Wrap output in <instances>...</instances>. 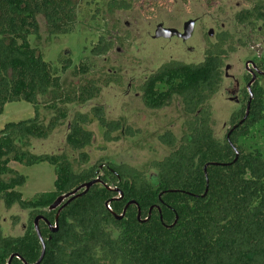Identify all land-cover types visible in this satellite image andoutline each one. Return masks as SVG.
<instances>
[{
    "label": "trees",
    "instance_id": "trees-1",
    "mask_svg": "<svg viewBox=\"0 0 264 264\" xmlns=\"http://www.w3.org/2000/svg\"><path fill=\"white\" fill-rule=\"evenodd\" d=\"M245 1L251 7L235 15L236 24L261 27L264 34V0ZM107 7L111 13L130 9L129 3L118 0H110ZM77 15V0H0V115L12 102H26L35 111L33 118L8 123L0 130V201L7 210L18 206L29 212L22 236L5 237L0 224V264H7L13 255L18 257L10 264L39 260L42 245L32 230L38 216L45 219L39 224L45 243L40 264H264V157L258 147L245 151L240 144L263 119V95L256 90L250 118L229 140L215 137L209 104L223 84L225 60L236 50L233 36L218 35L198 64H163L139 87L147 110L160 111L178 98L188 117L180 139L171 131L158 136L171 152L151 162L149 169L155 174L148 177L126 164L89 166L85 152L93 144L94 134L87 129L93 122L106 143L135 138L140 130L124 120H109L103 106L75 112L69 120L68 106L86 105L112 84L122 87V77L107 74L65 87L61 74L72 69L74 76H87L91 62L82 59L73 67L68 57L58 69L30 44V37L40 33L38 16L44 17L48 35L55 37L74 34ZM113 48L114 42L101 36L91 55L104 57ZM39 97L47 99L45 109L52 114L47 125L41 118ZM67 121L65 145L78 155L77 170L67 155H36L24 148L27 140H48ZM236 123L233 117L231 124ZM11 163L49 164L56 177L54 191L24 200L19 189L26 178ZM99 168L101 183L65 207L57 232H51L48 224L55 226L57 210L48 208L59 196L95 180ZM108 187L120 191L123 198L114 200L119 195ZM129 202L137 205L129 206L118 220ZM176 217L177 223L168 228Z\"/></svg>",
    "mask_w": 264,
    "mask_h": 264
},
{
    "label": "rangeland",
    "instance_id": "rangeland-1",
    "mask_svg": "<svg viewBox=\"0 0 264 264\" xmlns=\"http://www.w3.org/2000/svg\"><path fill=\"white\" fill-rule=\"evenodd\" d=\"M109 1L77 0V27L72 35L50 37L44 17L38 16L40 33L38 37H30V44L42 54L45 61L58 69L61 67V60L68 57L72 59L73 67H78L82 59L91 62L92 69L87 76H74L72 69L61 74L65 87L83 85L87 79H101L107 74L122 77V87L112 84L102 90L98 99L86 105L68 106L69 120L71 121L75 112L88 113L95 106H103L109 120H124L127 125L140 130L141 133L135 138L106 143L102 138L103 131L93 122L87 127L94 134L93 144L85 152L90 156L89 166H99L100 162L126 164L145 171L150 177L155 174V171L149 169L151 162L162 160L171 152L160 144L158 136L171 131L180 139L186 132L188 117L178 98H174L170 106L160 111L147 110L141 101L139 87L152 73L170 61L187 64L202 62L208 44H216L221 33L232 35L236 50L225 60L228 70L224 67L223 71L227 77H223L220 91L209 101L215 121L214 135L217 139L224 140L231 115L239 110L230 100L233 97L231 93L236 82H239L240 87L245 86V64L256 54L251 48L252 43L257 42L254 40L255 36L235 22V15L249 9L251 5L245 0H118L129 3L130 9L111 13L107 7ZM190 20H195L196 24L189 40L154 38L159 25L183 32L184 24ZM209 31H213L212 37L208 36ZM101 36L113 41L114 48L106 56L94 58L91 49ZM244 42L247 43L245 46L242 44ZM257 88L263 95V119L249 130L240 144L245 151L251 146L258 147L264 157V81ZM46 100L45 97L38 99L45 125L52 116L45 109ZM34 115V107L26 102L8 103L0 115V130L8 123L31 119ZM70 121L46 141L27 140L23 143L24 148L36 155L64 154L74 163L78 155L65 145ZM10 167L26 178L25 185L19 189L24 200L54 191L56 177L54 168L49 164L27 167L11 163ZM74 168L78 169L76 163ZM28 223V211H23L18 206L7 210L0 201V224L5 237L22 236Z\"/></svg>",
    "mask_w": 264,
    "mask_h": 264
},
{
    "label": "water",
    "instance_id": "water-1",
    "mask_svg": "<svg viewBox=\"0 0 264 264\" xmlns=\"http://www.w3.org/2000/svg\"><path fill=\"white\" fill-rule=\"evenodd\" d=\"M195 23L196 21L195 20H190L188 22H186L183 26V32H179L178 30L176 29H171V28H164L162 25H159L155 31V35H154V38L155 39H166V40H169V39H172L174 37H177L183 41H187L191 38L192 34H193V31H194V27H195ZM208 35L210 37L213 36V31H209ZM228 70V67L227 69ZM256 82V79H255V76L253 77L252 81L249 82V84L247 85V89L249 91V95H250V98H249V103L247 105V110H246V115L243 119V121L240 123L242 124L249 116V112H250V104L251 102L253 101L254 99V95L252 93V90H251V87L255 84ZM230 135H231V132L228 133L227 135V139L229 140L230 138ZM238 156V154H236ZM101 169L102 168H99L97 171H96V178L95 180L89 182V183H85L83 185H81L80 187L76 188L75 190L71 191L70 193H67V194H64V195H61L59 196L54 202L53 204L48 208V211L52 212V211H56L57 210V215H56V219H55V226L53 227L52 225L48 224L49 225V228L51 230V232H57L58 230V222H59V216L62 212V210L67 207L72 201H74L75 199H78L80 198L81 196L85 195L91 187L97 185V184H100L101 183V180L99 178V175H100V172H101ZM109 190H112L114 192H116L119 197L118 198H115L114 200H120L123 198V194L118 191L117 189H112L111 187H108ZM207 193V190L205 192V194ZM131 205H137L135 202H129L125 209L123 210L122 214L117 216V219L118 220H121L125 217V213L128 209L129 206ZM151 212H152V209H150V212H149V216L148 218L151 216ZM138 220L141 219V211L140 209H138V216H137ZM147 219L143 220L144 222H146ZM177 217H176V220L175 222L173 223V225L171 226H168V228H171L173 227L176 223H177ZM41 221H45L44 217L43 216H38L35 218L34 222H33V228L32 230L36 232L37 236L39 237L40 241H41V245H42V253H41V256L39 258V260L35 263V264H40L44 258V255H45V243L41 237V234H40V229H39V224ZM14 257H18L16 255H13L9 258L7 264H10L12 259ZM23 264H28L27 262H23Z\"/></svg>",
    "mask_w": 264,
    "mask_h": 264
},
{
    "label": "flooded vegetation",
    "instance_id": "flooded-vegetation-1",
    "mask_svg": "<svg viewBox=\"0 0 264 264\" xmlns=\"http://www.w3.org/2000/svg\"><path fill=\"white\" fill-rule=\"evenodd\" d=\"M240 27L248 29L250 31V33L252 34V36H255L254 40H256L257 42L260 40L261 41H260L259 45H256L257 42L252 43L253 46L251 48L256 54L252 59L247 61V63L245 64V76L243 78L245 86L240 87L239 82H236V87L231 93L233 97L230 100L232 102H234L236 106L239 107V110L234 112L231 115V119L229 121V125H228V128L226 130L227 135H228V133H230V132L232 133L234 130L238 129V127H240V126L243 127L244 124L248 121V119L250 118L252 103L255 100V92H256V90H258L257 86L260 85L261 82L264 81V34L262 33V29H261V27L252 28V27H249L246 25H244V26L242 25ZM174 38H177V37H174ZM177 39H179V38H177ZM242 44H244V46H245L247 43L244 42ZM225 69H227V67ZM224 76L227 77V74L224 73ZM254 76H255L256 82L251 87L252 93L254 95V99L250 104V112H249L248 118L242 124H240L246 115L247 105L249 103V98H250L249 91L247 89V85L249 84L250 81H252ZM233 117H235L237 119V121H239L238 124L237 123L233 124V125L231 124Z\"/></svg>",
    "mask_w": 264,
    "mask_h": 264
}]
</instances>
